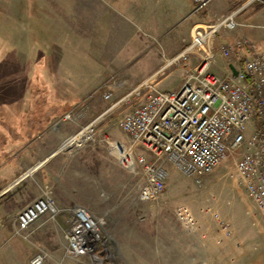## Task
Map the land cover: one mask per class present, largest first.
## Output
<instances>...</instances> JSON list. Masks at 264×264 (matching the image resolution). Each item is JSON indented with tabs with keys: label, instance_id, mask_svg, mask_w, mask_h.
I'll return each mask as SVG.
<instances>
[{
	"label": "rangeland",
	"instance_id": "374dc122",
	"mask_svg": "<svg viewBox=\"0 0 264 264\" xmlns=\"http://www.w3.org/2000/svg\"><path fill=\"white\" fill-rule=\"evenodd\" d=\"M1 1L0 186L27 163L23 153L26 146L35 148L34 151L43 146L45 149L57 146L70 132L74 133L71 137L75 136L152 77L160 91L178 90L204 56V49L198 52L195 68L181 61L170 64L190 43L194 23H204L206 11L196 12L192 0H64L62 34L65 40L74 41L71 48L80 56L69 58L75 62L69 63L74 70L69 75L66 69H57L61 59L56 47L50 57L38 56L33 51L31 32L35 28L26 18L28 4L13 3L17 10L11 13L8 0ZM240 1L233 11L239 10L237 20L242 26L236 31L222 30L214 40L210 39L213 50H217L211 71L220 77H225L227 64L234 61L236 53L241 54L238 56L241 60L264 53V0ZM95 37L97 46L102 43L106 50H97L98 56L93 58L88 56L92 55L89 41ZM238 40L246 42L243 50L223 57L221 48L234 46ZM158 63L159 69L148 73ZM46 64L49 73L43 70ZM107 92L113 93L109 101L103 99ZM145 95L144 91L142 96ZM56 98L73 105L64 107L58 116L49 117L45 134L39 128L36 130L35 125L32 133L35 136L31 138L27 129L37 122L30 118V112L39 108L35 103ZM142 102L137 98L129 103L123 101L101 118L91 141L67 150L65 145L70 137L58 150V158L65 161L53 195L79 203L73 209L84 208L100 222L104 236L99 250L102 264H231L229 260L238 258L262 264L264 221L238 184L236 155H229L214 173L202 178L185 176L167 163L168 178L162 196L153 202L140 200L145 179L121 163L109 142L130 146L129 138L119 129V121ZM48 103L45 109L58 106ZM68 114L71 119L66 118ZM136 151L150 158L147 152ZM37 165L28 172L38 176L25 178L7 196L18 190V197L31 195L32 187L39 184ZM70 211L65 219L67 230ZM43 240L54 244L51 238ZM56 241L52 258L48 250H37L45 254L44 264H91L89 258L69 260L64 255L65 238L61 236ZM203 244L204 261H201L199 247ZM169 253L173 255L169 257Z\"/></svg>",
	"mask_w": 264,
	"mask_h": 264
},
{
	"label": "built area",
	"instance_id": "2783aa9c",
	"mask_svg": "<svg viewBox=\"0 0 264 264\" xmlns=\"http://www.w3.org/2000/svg\"><path fill=\"white\" fill-rule=\"evenodd\" d=\"M255 1L259 0H247V3ZM192 2L195 11L202 12L211 0ZM238 14L239 10L213 15L211 22L192 29L190 43L170 64L187 62L203 49L204 56L178 90L160 91L153 82L146 81L71 137L65 145L67 150L91 141L101 118L120 103L141 99L143 102L119 121V129L129 138L130 146L118 141H110L109 146L129 171L139 172L145 179L140 193L142 202L156 201L164 193L168 178L165 164H171L185 176L202 178L214 173L233 154L237 156L238 184L264 221V53L234 64L238 72L236 77L229 67L225 77L211 71L215 53L210 39L214 40L222 30L231 32L240 28ZM245 43L238 40L234 46H223V57L242 51ZM144 91L146 95L142 96ZM112 96V92H107L103 99L109 101ZM66 118L71 119V114ZM77 137L83 138L82 141L70 145ZM139 149L147 152L150 158L138 154L136 150ZM70 212L66 255L102 264L99 250L104 236L100 222L84 208ZM45 214L53 218L59 214L52 191H46L43 197L18 214L17 234L27 231ZM224 230L229 234L227 227ZM45 257L38 254L31 264H44Z\"/></svg>",
	"mask_w": 264,
	"mask_h": 264
},
{
	"label": "crops",
	"instance_id": "0c3cea01",
	"mask_svg": "<svg viewBox=\"0 0 264 264\" xmlns=\"http://www.w3.org/2000/svg\"><path fill=\"white\" fill-rule=\"evenodd\" d=\"M18 1H21L22 4L24 3V5L28 4V12H26V18L28 19V21L30 20L32 22L30 25L35 28V30L31 32L33 51L38 56L43 55L46 57H50L51 53H53V49L56 47L59 52L58 58L61 59L59 62L61 65H57V69H64V71L66 69L65 72L68 74L70 73L69 75H72V73H74V70L71 69L72 65H69V63L73 64L75 62L74 60H69V58H79L80 56L78 53L73 51L74 49L72 50L71 48L74 41H70L69 39L65 40L62 34V31L65 30L63 24L65 1L36 0V2L32 3L33 1L31 0H8V9L10 12L12 10H17L16 5L14 7L13 3L17 4ZM0 2L2 1L0 0ZM241 2L242 1L240 0H211L209 7L205 10L206 14L204 15V21L202 20L204 23H202L201 21H196L194 23V27L211 22L213 20V15L228 14L229 12L233 11L238 5H240ZM8 16L10 17V19L11 17L13 18L10 13L8 14ZM95 32H97V30ZM35 33L38 36L35 35ZM89 42V48L91 49L92 55L88 53V56L96 58L98 56L97 50L101 52L106 50V46L102 43L97 46L96 37ZM209 49L210 47H208V50ZM213 51L214 53L217 52L216 49H214ZM99 55H103V53H100ZM196 55L199 56L198 54ZM196 55H192L185 63L190 68L196 67ZM235 55L236 56H234V61L227 64V67L236 64V62L238 63V60H240L238 56L240 57L241 54L238 52ZM66 59L68 60L67 62ZM159 65L160 63H158V65L148 73H151L153 71L155 72V70L159 69ZM49 68L50 67L46 64V66L43 67L44 72L49 73ZM147 75L148 74H146L141 81L146 79ZM79 80L80 79L78 78V81ZM86 81L87 79L85 80V83ZM141 81L139 83H141ZM147 81L149 83H152L154 81V77L148 79ZM48 102H52V105L55 104L56 106H60L59 108H57V106L54 107V109H45V107L49 104ZM48 102L39 101V103H35L34 106L37 107V105L39 104V108L34 109L30 112V118L40 123L36 124V122L34 125L28 127L27 134H30L31 138L35 136L32 134L35 125H37L35 126L36 130L37 128H39V131L42 130V134H45L48 131V128L46 126H49V117L58 116L60 112L62 113L63 110L66 109L64 107L73 105L63 98L52 99ZM77 105H80V103ZM81 128L82 127L80 126L79 129ZM64 130L67 131V129ZM71 133L72 132L66 135V138H64V140H62L57 146H54L50 149H45L43 146L42 149H37L34 151L35 148L26 146L23 150V153H26L27 163L23 166L21 165L22 167L20 166V168L18 167V170H16L14 176H10L8 179H5V181L3 182L4 184L0 186V264H31L33 258L36 255L40 254L37 252L38 249L48 250L49 258H52L53 255L51 254V251L56 248V240H60L61 236H63L67 241L66 235L68 230L66 229L65 219L67 217L68 211L80 205L75 201L68 202L66 200L60 199L58 196L55 198V196L53 195L56 201V206L59 210V214L55 218H53L50 214L43 215L40 220L34 223L22 235L17 234L18 225L16 218L23 209L27 208L37 199L43 197L46 191H52V193L54 194L53 187L56 186V183H60V178L63 172L62 170L65 161L64 159L58 158L59 153L57 151L71 137V135L74 134ZM63 135L65 136L64 133H62V136ZM46 142V144L48 145V141ZM35 165H37L36 168L40 167V175L36 179L39 184L35 183L37 186L32 187V189L30 190L31 195L27 198L21 196L18 197V193L20 192L18 190V192L11 197L7 196L8 192L13 188L20 186V184L24 182L25 178H28L29 176H38V173L34 175L32 171L28 172ZM32 186L34 185L32 184ZM32 236L34 238L39 237V239L33 241ZM43 238L53 239L54 244H46ZM201 246V248L199 247V249L201 250V261H204V244ZM64 255H66V253H64ZM168 255L169 257H171L173 254L169 253ZM68 258L69 260L73 259L70 257ZM229 261L231 262V264H258L257 260L252 259L238 258ZM262 264H264V262Z\"/></svg>",
	"mask_w": 264,
	"mask_h": 264
},
{
	"label": "water",
	"instance_id": "95a60500",
	"mask_svg": "<svg viewBox=\"0 0 264 264\" xmlns=\"http://www.w3.org/2000/svg\"><path fill=\"white\" fill-rule=\"evenodd\" d=\"M229 69L231 70L234 77H236L238 75V72L233 65H230ZM58 153H59V151H58Z\"/></svg>",
	"mask_w": 264,
	"mask_h": 264
},
{
	"label": "bare ground",
	"instance_id": "6f19581e",
	"mask_svg": "<svg viewBox=\"0 0 264 264\" xmlns=\"http://www.w3.org/2000/svg\"><path fill=\"white\" fill-rule=\"evenodd\" d=\"M80 138H81V137H79V138L77 137V138H75V139H72V140H71L72 142L70 141V142H71L70 145H73V144H76V143L79 144V143L82 141V139H83V138H82V139H80Z\"/></svg>",
	"mask_w": 264,
	"mask_h": 264
}]
</instances>
